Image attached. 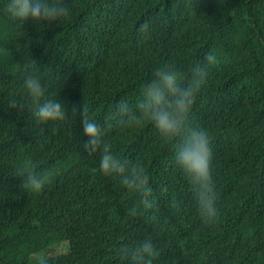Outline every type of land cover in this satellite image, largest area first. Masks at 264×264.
<instances>
[{"label": "trees", "instance_id": "obj_1", "mask_svg": "<svg viewBox=\"0 0 264 264\" xmlns=\"http://www.w3.org/2000/svg\"><path fill=\"white\" fill-rule=\"evenodd\" d=\"M7 2L0 0V50L7 51H0V264H129L121 249L145 240L159 251L153 264H264V0H66L70 19L52 25L12 18ZM145 22L147 31H138ZM34 42V56L48 59L31 64L44 99H58V83L69 109L82 110L78 86L94 104L90 74L100 71L96 85L105 84L106 97L88 114L115 154L146 168L152 209L101 174L78 120L34 118L20 60ZM196 63L207 77L189 121L211 137L219 214L212 225L196 224L197 199L171 143L149 123L117 127L113 120L119 103L135 107L156 69L174 66L187 84ZM10 98L22 107L9 108ZM25 160L54 172L43 191L21 186ZM187 200V211L161 212Z\"/></svg>", "mask_w": 264, "mask_h": 264}, {"label": "clouds", "instance_id": "obj_2", "mask_svg": "<svg viewBox=\"0 0 264 264\" xmlns=\"http://www.w3.org/2000/svg\"><path fill=\"white\" fill-rule=\"evenodd\" d=\"M3 11L19 21H29L52 25L60 21H66L71 17V9L66 0H8ZM147 22L139 26L138 31L146 32ZM36 42L31 43L28 57L20 59L23 66L24 79L22 89L30 97L33 106V116L41 123L65 121L69 118L79 121L83 134L87 137L84 149L90 155L99 154V171L105 177H115L128 191L141 197V204L145 209L155 206L153 188L150 184V176L146 168L138 162H132L126 157L115 154L112 145L104 139V131L88 113H95L106 97V87L103 82L96 85L102 79V74L94 68L90 74L91 88L97 97L94 104L88 88L78 86L82 91L83 109L78 110L75 105L70 109L60 98L62 89L56 84L53 96L58 99H44L46 86L33 66L45 64L48 59H37L33 49ZM5 51L6 50H0ZM209 64L215 62L213 55L205 57ZM32 64V65H31ZM191 79L187 84L182 83V74L175 70L174 66L165 65L156 69L154 78L142 89V96L137 100L135 107H130L127 102H121L116 106L114 124L117 127H142L145 123L156 128L162 138L169 141L175 153V163L184 173L196 196L195 210L196 224L212 225L218 219L216 207V192L212 178L211 163L213 150L211 137L205 130L193 127L189 121V114L194 104L196 95L205 83L207 72L199 63L189 69ZM7 80L10 75L3 74ZM77 86V85H76ZM9 108L22 107L15 98L9 99ZM32 143L40 146V141ZM59 144L52 147L58 148ZM63 149L70 154L66 143ZM68 162L66 166H68ZM18 175L22 178L21 186L30 192L39 193L52 182L54 172L52 170L40 171L31 160H25L18 168ZM192 200L181 201L175 207L162 209L167 215L177 214L189 210ZM201 217L197 215V212ZM129 216H136L135 208L128 210ZM183 244L181 242V248ZM122 255L129 260V264H153L159 256L157 247L151 240H145L136 245L125 246L121 249ZM39 264H45L43 259ZM213 264V261L212 263Z\"/></svg>", "mask_w": 264, "mask_h": 264}]
</instances>
